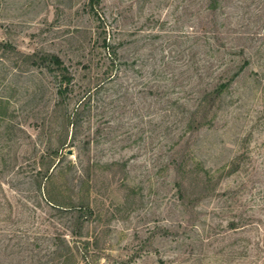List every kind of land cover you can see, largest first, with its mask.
<instances>
[{
    "label": "rangeland",
    "instance_id": "obj_1",
    "mask_svg": "<svg viewBox=\"0 0 264 264\" xmlns=\"http://www.w3.org/2000/svg\"><path fill=\"white\" fill-rule=\"evenodd\" d=\"M88 1L0 0V264H264V0Z\"/></svg>",
    "mask_w": 264,
    "mask_h": 264
},
{
    "label": "trees",
    "instance_id": "obj_2",
    "mask_svg": "<svg viewBox=\"0 0 264 264\" xmlns=\"http://www.w3.org/2000/svg\"><path fill=\"white\" fill-rule=\"evenodd\" d=\"M101 2V0H89L88 1V6L91 10L95 12L96 6ZM41 59L45 62L48 63L49 68L51 70L53 69H58L60 71V87L58 89L59 95L64 98L67 95V90L68 87L73 79L71 73L69 72L68 67L64 64L63 60L56 54H43L41 56ZM230 84V80L221 83L219 86L214 88V90L211 92L212 94L215 95H220L224 89H226ZM77 120V118L75 119ZM58 201L57 198H54L48 194L46 196V200L50 202H56ZM58 205H61L59 202H56ZM80 209L83 213L91 215L93 213L92 209L88 206L86 202H82L80 204Z\"/></svg>",
    "mask_w": 264,
    "mask_h": 264
},
{
    "label": "water",
    "instance_id": "obj_3",
    "mask_svg": "<svg viewBox=\"0 0 264 264\" xmlns=\"http://www.w3.org/2000/svg\"><path fill=\"white\" fill-rule=\"evenodd\" d=\"M67 152L70 154L71 153V150L69 149Z\"/></svg>",
    "mask_w": 264,
    "mask_h": 264
}]
</instances>
